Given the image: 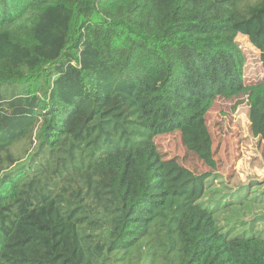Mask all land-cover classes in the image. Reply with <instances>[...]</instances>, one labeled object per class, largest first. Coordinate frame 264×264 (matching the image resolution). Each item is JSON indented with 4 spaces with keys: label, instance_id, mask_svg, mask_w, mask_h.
<instances>
[{
    "label": "trees",
    "instance_id": "trees-1",
    "mask_svg": "<svg viewBox=\"0 0 264 264\" xmlns=\"http://www.w3.org/2000/svg\"><path fill=\"white\" fill-rule=\"evenodd\" d=\"M264 0H0V264H264L166 159L216 169L207 115L247 95L264 140Z\"/></svg>",
    "mask_w": 264,
    "mask_h": 264
},
{
    "label": "rangeland",
    "instance_id": "rangeland-1",
    "mask_svg": "<svg viewBox=\"0 0 264 264\" xmlns=\"http://www.w3.org/2000/svg\"><path fill=\"white\" fill-rule=\"evenodd\" d=\"M238 43L249 82L264 77L258 53L245 37ZM213 138L216 169L203 164L183 145L180 132L158 136L156 144L166 159H176L197 174L209 173L204 203L218 209L219 224L232 235H264V140L251 133L247 95L218 98L207 115Z\"/></svg>",
    "mask_w": 264,
    "mask_h": 264
},
{
    "label": "built area",
    "instance_id": "built-area-1",
    "mask_svg": "<svg viewBox=\"0 0 264 264\" xmlns=\"http://www.w3.org/2000/svg\"><path fill=\"white\" fill-rule=\"evenodd\" d=\"M259 63V62H258ZM259 65H260V63H259ZM261 73V72H260ZM264 74V73H263Z\"/></svg>",
    "mask_w": 264,
    "mask_h": 264
}]
</instances>
